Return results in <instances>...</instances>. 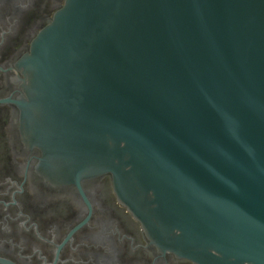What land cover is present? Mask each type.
I'll return each mask as SVG.
<instances>
[{
	"label": "water",
	"instance_id": "water-1",
	"mask_svg": "<svg viewBox=\"0 0 264 264\" xmlns=\"http://www.w3.org/2000/svg\"><path fill=\"white\" fill-rule=\"evenodd\" d=\"M19 66L46 179L110 174L160 250L264 264V0H65Z\"/></svg>",
	"mask_w": 264,
	"mask_h": 264
},
{
	"label": "flooded vegetation",
	"instance_id": "flooded-vegetation-1",
	"mask_svg": "<svg viewBox=\"0 0 264 264\" xmlns=\"http://www.w3.org/2000/svg\"><path fill=\"white\" fill-rule=\"evenodd\" d=\"M65 0H0V264H197L160 250L112 177L56 185L22 138L19 66Z\"/></svg>",
	"mask_w": 264,
	"mask_h": 264
}]
</instances>
